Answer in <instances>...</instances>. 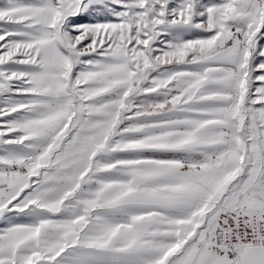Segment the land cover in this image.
Here are the masks:
<instances>
[{"label":"snow or ice","instance_id":"obj_1","mask_svg":"<svg viewBox=\"0 0 264 264\" xmlns=\"http://www.w3.org/2000/svg\"><path fill=\"white\" fill-rule=\"evenodd\" d=\"M0 264H264V0H0Z\"/></svg>","mask_w":264,"mask_h":264}]
</instances>
